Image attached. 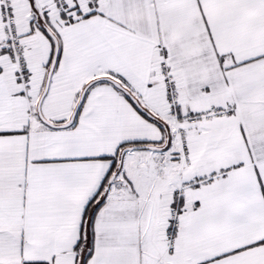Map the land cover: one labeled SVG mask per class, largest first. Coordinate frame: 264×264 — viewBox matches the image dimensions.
<instances>
[{
	"label": "snow or ice",
	"instance_id": "obj_1",
	"mask_svg": "<svg viewBox=\"0 0 264 264\" xmlns=\"http://www.w3.org/2000/svg\"><path fill=\"white\" fill-rule=\"evenodd\" d=\"M0 264H264V0H0Z\"/></svg>",
	"mask_w": 264,
	"mask_h": 264
}]
</instances>
